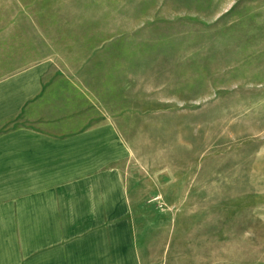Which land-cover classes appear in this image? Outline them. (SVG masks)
<instances>
[{"label": "crops", "instance_id": "crops-1", "mask_svg": "<svg viewBox=\"0 0 264 264\" xmlns=\"http://www.w3.org/2000/svg\"><path fill=\"white\" fill-rule=\"evenodd\" d=\"M46 7L0 38V264H165L153 217L201 188L168 72L109 16Z\"/></svg>", "mask_w": 264, "mask_h": 264}, {"label": "rangeland", "instance_id": "rangeland-1", "mask_svg": "<svg viewBox=\"0 0 264 264\" xmlns=\"http://www.w3.org/2000/svg\"><path fill=\"white\" fill-rule=\"evenodd\" d=\"M74 1L110 17L136 64L168 72L172 138L201 188L153 217L165 264H264V0ZM54 3L0 0V38Z\"/></svg>", "mask_w": 264, "mask_h": 264}]
</instances>
